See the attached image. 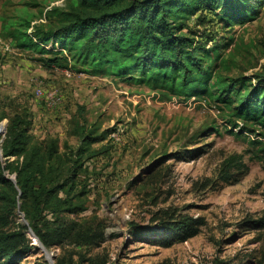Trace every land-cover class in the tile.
Masks as SVG:
<instances>
[{
  "label": "rangeland",
  "instance_id": "rangeland-1",
  "mask_svg": "<svg viewBox=\"0 0 264 264\" xmlns=\"http://www.w3.org/2000/svg\"><path fill=\"white\" fill-rule=\"evenodd\" d=\"M74 3L0 0V158L7 123L17 113L32 121L33 143H56L68 157L80 146V127L95 136L112 131L83 156L84 168L69 190L80 211L71 218L103 220L107 241L100 249H53L50 255L77 263L102 254L111 264H264V230L242 225L264 217V130L233 129L225 107L206 97L186 100L69 60L58 66L54 55L22 48L3 31V20H15L23 11L33 26L48 25L56 22L55 8L68 11ZM200 6L182 21V34L194 47L214 51L205 68L258 85L256 75L264 72V0L255 3L250 17L229 25L221 9ZM38 90L56 94L59 103L49 106ZM166 212L206 225L186 240L176 228L161 230L154 219ZM22 217L17 224L28 226ZM132 222L156 235L131 237ZM45 260L37 247L19 264Z\"/></svg>",
  "mask_w": 264,
  "mask_h": 264
},
{
  "label": "trees",
  "instance_id": "trees-1",
  "mask_svg": "<svg viewBox=\"0 0 264 264\" xmlns=\"http://www.w3.org/2000/svg\"><path fill=\"white\" fill-rule=\"evenodd\" d=\"M259 1L77 0L68 11L53 10L56 22L33 26L29 12L23 11L15 20H3V31L22 48L54 55L53 63L58 66L69 60L94 67L95 73L148 84L153 90H167L186 100L206 97L225 107L230 127L252 133V126L264 130V72L256 75L258 85L247 78L210 74L205 61L211 60L214 51L194 47V41L182 34V21L194 17L200 4L206 3L221 9L222 21L229 25L250 17ZM50 44L52 50L46 49ZM66 52L69 56L62 54ZM31 131L27 114L9 118L0 158V264H19L36 252L38 246L30 238V231L49 252L70 247L89 251L102 248L107 241V225L98 217L72 219L80 211L73 207L69 190H73L84 168L83 156L112 131L95 136L92 130L80 127L77 135L81 143L71 157L59 152L56 143H33ZM18 215L28 226L17 224ZM154 220L165 233L176 228L186 240L199 235L206 225L203 219L176 218L168 212ZM242 225L264 230V217L245 220ZM128 233L137 238L156 235L154 230L134 222ZM109 259L97 254L82 256L77 263L73 257L57 256L54 263L111 264ZM43 264L50 263L45 260Z\"/></svg>",
  "mask_w": 264,
  "mask_h": 264
},
{
  "label": "built area",
  "instance_id": "built-area-1",
  "mask_svg": "<svg viewBox=\"0 0 264 264\" xmlns=\"http://www.w3.org/2000/svg\"><path fill=\"white\" fill-rule=\"evenodd\" d=\"M68 76L69 77H72L73 76V73L72 72H69L68 73ZM37 95H39L38 97L40 99H44V101H46L49 104V106H51V107L55 106V104L56 103H59V101H60V98L56 94L55 95L54 94H51V93L46 94L44 91L38 90L37 91Z\"/></svg>",
  "mask_w": 264,
  "mask_h": 264
},
{
  "label": "water",
  "instance_id": "water-1",
  "mask_svg": "<svg viewBox=\"0 0 264 264\" xmlns=\"http://www.w3.org/2000/svg\"><path fill=\"white\" fill-rule=\"evenodd\" d=\"M2 133V132H1ZM0 133V134H1ZM11 181H13L14 183L16 182L15 181V179H10ZM25 224H27L28 225V223L25 221ZM30 236L32 237V238H34V240H35V245H37L39 248H41V250L44 252V254H45V256H46V258H47V260L49 261V263L50 264H55L54 263V256L53 255H50V252L43 246V244L40 242V240L35 236V234L32 232V231H30Z\"/></svg>",
  "mask_w": 264,
  "mask_h": 264
},
{
  "label": "bare ground",
  "instance_id": "bare-ground-1",
  "mask_svg": "<svg viewBox=\"0 0 264 264\" xmlns=\"http://www.w3.org/2000/svg\"><path fill=\"white\" fill-rule=\"evenodd\" d=\"M2 132V129H0V133Z\"/></svg>",
  "mask_w": 264,
  "mask_h": 264
}]
</instances>
